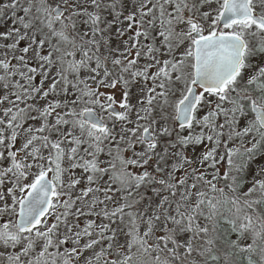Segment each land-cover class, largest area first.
<instances>
[{
    "label": "snow or ice",
    "instance_id": "6c2138e0",
    "mask_svg": "<svg viewBox=\"0 0 264 264\" xmlns=\"http://www.w3.org/2000/svg\"><path fill=\"white\" fill-rule=\"evenodd\" d=\"M0 264H264V0H0Z\"/></svg>",
    "mask_w": 264,
    "mask_h": 264
}]
</instances>
